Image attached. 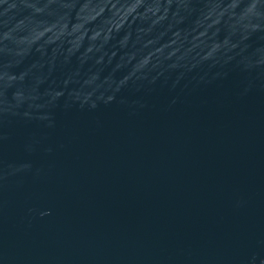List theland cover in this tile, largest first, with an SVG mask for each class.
I'll use <instances>...</instances> for the list:
<instances>
[{
  "label": "water",
  "instance_id": "water-1",
  "mask_svg": "<svg viewBox=\"0 0 264 264\" xmlns=\"http://www.w3.org/2000/svg\"><path fill=\"white\" fill-rule=\"evenodd\" d=\"M0 264H264V0H0Z\"/></svg>",
  "mask_w": 264,
  "mask_h": 264
}]
</instances>
